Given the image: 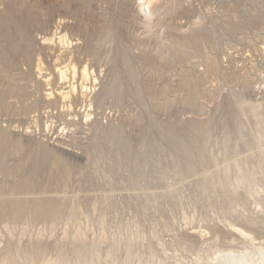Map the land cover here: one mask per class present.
Listing matches in <instances>:
<instances>
[{
  "label": "rangeland",
  "instance_id": "rangeland-1",
  "mask_svg": "<svg viewBox=\"0 0 264 264\" xmlns=\"http://www.w3.org/2000/svg\"><path fill=\"white\" fill-rule=\"evenodd\" d=\"M46 1L0 0V264L262 260L264 0H58L97 79L65 103L17 24Z\"/></svg>",
  "mask_w": 264,
  "mask_h": 264
},
{
  "label": "bare ground",
  "instance_id": "bare-ground-1",
  "mask_svg": "<svg viewBox=\"0 0 264 264\" xmlns=\"http://www.w3.org/2000/svg\"><path fill=\"white\" fill-rule=\"evenodd\" d=\"M58 2H59L58 0H47L46 1V7L49 9L48 11L50 15L48 19H45L43 17L42 21L40 22V20H38L37 17L28 13L26 14V16L23 15L21 18V21H17L18 22L17 24L19 25L23 36L28 35L31 31H37L39 34H41V41H40L41 46L38 49L41 51L47 52L48 53L47 56L50 57L51 62H49L50 63L49 66L45 65L43 58L41 56H38L37 54L38 57L35 63L34 72L35 74H37L38 76L37 78L41 86L43 87L46 86L48 89L53 90L52 92L48 91V97H45V99L49 100L50 98L52 99L54 98L55 102L63 101V103H65L64 101L66 99L68 100L69 98H71L70 96H72L74 101L76 99L79 100L80 98H82L87 92H89L92 89L93 86H95L97 79L94 77L93 72L90 70L91 66L88 63L89 60L87 61L86 58L84 59L81 56L82 51L86 50L87 48L86 44L73 43L70 37L71 35H69L67 32L68 29L76 28L78 25H79V28L83 26H81L80 23H77L78 21L76 19L75 20L77 22L73 20L74 18L67 16L66 10L59 9ZM145 6H146V9L150 11V8L152 6V1L147 0L145 3ZM15 24L16 23H14V25ZM81 31L83 32L82 35L83 36L85 35L86 37V38L84 37H81V38L85 39V41L87 40L89 41L88 33H87L88 31H86V28L85 29L81 28ZM7 35L8 33L7 34H5L4 32L0 33V40H6V38H8ZM9 46L10 44H8L7 47ZM6 51L7 52L6 54H4V58L1 61L2 63L1 65L4 68L11 69L13 71V70H18L19 68H21L20 67L21 65L22 67H24L23 60L22 59L19 60L20 58H22L21 57L22 52L20 48L19 49H14V47L7 48ZM28 68L30 67L28 66ZM46 68L51 71L47 73ZM7 69L2 70V71L0 70V73H2L3 71H7ZM18 72L20 73L21 71H18ZM200 80H202V78ZM199 84H200V81H199ZM53 92L55 93V96H53ZM76 92H79V93L77 94ZM31 102L34 103L35 101L31 100ZM0 142H1V139H0ZM259 256H260L259 258H261L263 261L260 260V261L253 262L252 260H249L247 256L238 255V254L225 255L224 258L225 260L228 259L229 264H264V249L259 250ZM3 264H7V261L5 260Z\"/></svg>",
  "mask_w": 264,
  "mask_h": 264
}]
</instances>
